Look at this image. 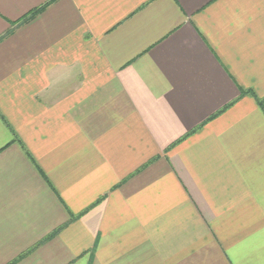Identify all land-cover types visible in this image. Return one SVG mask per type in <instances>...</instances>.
Wrapping results in <instances>:
<instances>
[{
    "label": "crops",
    "instance_id": "1",
    "mask_svg": "<svg viewBox=\"0 0 264 264\" xmlns=\"http://www.w3.org/2000/svg\"><path fill=\"white\" fill-rule=\"evenodd\" d=\"M0 264H264V0H0Z\"/></svg>",
    "mask_w": 264,
    "mask_h": 264
},
{
    "label": "trees",
    "instance_id": "2",
    "mask_svg": "<svg viewBox=\"0 0 264 264\" xmlns=\"http://www.w3.org/2000/svg\"><path fill=\"white\" fill-rule=\"evenodd\" d=\"M260 106H261V107H262V109H263V104H262V103L260 104Z\"/></svg>",
    "mask_w": 264,
    "mask_h": 264
}]
</instances>
